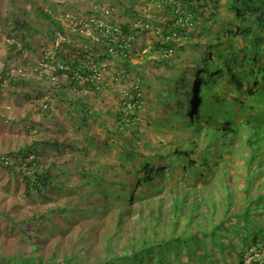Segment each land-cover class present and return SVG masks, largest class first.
<instances>
[{"label":"trees","instance_id":"obj_1","mask_svg":"<svg viewBox=\"0 0 264 264\" xmlns=\"http://www.w3.org/2000/svg\"><path fill=\"white\" fill-rule=\"evenodd\" d=\"M134 6V9L128 15H132L135 21L140 22L144 26V34L148 32L145 28V24L152 20L157 26L162 23L164 31L162 34L153 32L151 35L155 39H159L161 35H164L166 41L160 43L157 49L152 53L155 55L153 58H147L142 63V68L138 71V79L140 85H147L148 82L143 75L144 71H147L158 83L164 86V91L160 92V95L164 99L173 98L176 109L167 113L165 118L170 121L176 120L175 128L166 126L164 129L168 136L166 137L165 144H159L158 148L153 149L152 143H145L143 146L148 153L140 152V142L143 138V132L139 129L144 127L145 130H151V125L145 122V113L139 108L133 107L130 116L124 120L122 111H118V116H112V109L107 108L105 113L106 119H114L120 126L128 127L129 138L127 143L119 146V152L116 151L115 158L118 162H121L120 169L126 170L128 164H132L136 169L133 170L135 174L125 184L123 178L125 175L123 172L116 173L112 180V185H124L128 187V190L124 191L125 209L121 212L117 218L115 228H112V232H108L110 239L113 236H119L121 227L131 219L132 210H134V201L139 197L135 195L137 193L136 188L140 187L143 183L151 187L155 179L160 181L169 182L170 179H175L174 169L171 167L174 160L180 163V170H184L188 174H194L200 170L199 174L194 180H207L206 184L202 188L195 186V189L171 187L168 196L172 198V207L168 214L172 216L170 220L173 232L177 231V228L181 225V220L189 221V229L183 232L180 230L181 240L183 245H190V241L195 245L198 233H204L206 227L203 225L206 223L205 210L209 214L213 215L212 224L207 231L216 233L218 225H222L225 218L222 214L231 210V204L235 196L231 193L230 182L227 185H216L221 176H225L229 169L226 167L229 165V161L232 155L237 157L245 164L246 177L245 183L252 184L254 179H258L259 175L264 173V99H257L261 92H264V0H233V4L228 1L226 5L227 12L234 11V14L240 26L237 27L233 35L242 36L249 41L251 49L244 47H234L231 44H209L206 48L200 49V45L194 44L192 47L196 50L193 52V60L190 57L183 55L184 46L178 44H170V39L175 35L177 36L181 29L185 28L184 24H179L178 19L181 17L179 11L184 4L179 0L178 2L183 5L179 6L178 2H170L169 0H130ZM38 14L50 18L49 13L39 8ZM164 17L171 21L164 22ZM183 21V19H182ZM234 22H231L233 24ZM173 24L176 26L175 30L169 29L168 26ZM22 28L25 30V34L20 37L9 38L4 44L7 46L9 54L20 50H28L31 48V42L28 39V35L31 33H38L28 23H22ZM5 38L13 35L4 32ZM230 36V34H227ZM223 49V50H222ZM18 53L20 51H17ZM171 53V54H170ZM143 70V71H142ZM228 78V83L225 87L218 84V76H224ZM193 75V77L191 76ZM10 75L8 72L2 71L0 74V82L8 79ZM194 81V86H191L190 97L185 96L186 93L182 92L185 83L188 80ZM210 84H213L216 88L215 92L211 93ZM236 91H242L249 95L247 100H240L237 98L235 102L230 103V99L219 96L220 93H226V89ZM0 86V91L3 90ZM162 89V86H160ZM212 95L210 98L209 96ZM183 96V100H188L189 104L184 105L187 113H184V108L180 102V97ZM226 99V100H225ZM255 99L253 108L247 111L248 106ZM238 101V104L237 102ZM142 102L141 98L136 99V105ZM84 107V106H83ZM80 113L77 114L78 124L84 122L90 115V112L82 111L83 108H79ZM192 113V114H191ZM190 116V117H189ZM173 119V120H172ZM195 120V123L192 121ZM141 121H144L141 122ZM106 121H99V117H94V124L98 125L102 131H106ZM127 124V125H126ZM189 131L188 137L185 139V144L193 131H199L200 133L209 135L218 147L211 146L210 150L206 153L203 151H185L183 152L179 148V145H183V142L178 143L176 138L181 134L184 127ZM80 127V124H79ZM87 137L90 135H86ZM93 138V137H92ZM97 141L95 145H90L88 142L84 144L82 154L89 153L94 149L99 148V144L103 143L100 137H96ZM112 139V138H111ZM113 140V139H112ZM114 142H116L114 140ZM206 143V142H205ZM52 145L53 143L50 142ZM106 146H111L109 140L104 143ZM209 147V143H206ZM35 145L33 153L40 157L42 150L41 146H38L37 142H33ZM161 145H167L168 149L166 154L160 153L162 149ZM104 148V145H102ZM21 148V147H20ZM214 148L223 150V155H215ZM22 149V148H21ZM20 152V151H19ZM18 152V153H19ZM224 154L228 157L225 158ZM11 155V153H10ZM207 155V157H203ZM30 152L27 151L23 155L16 156L10 160L9 163H5V158L0 159L2 165L7 167L10 165L24 164L28 166L29 171L33 173L35 170L29 162ZM101 156V155H100ZM99 155H95V161L90 162L92 166H96L100 163ZM210 156V157H209ZM140 158L141 162H137ZM10 159V158H9ZM98 161V163H97ZM38 162L37 159L32 160V163ZM221 162L224 163L220 167ZM106 164L104 166H108ZM217 165V166H216ZM167 169L169 172H163ZM19 171L22 168H18ZM102 170V169H100ZM205 170L208 174H201ZM259 170L260 172H257ZM16 171V170H14ZM45 171V170H44ZM51 172L47 169L43 175L38 174L36 171V178L33 180L32 176L25 175L26 188L34 187V189H40V185L51 186L52 183L49 180L47 172ZM88 171V170H87ZM104 171V170H102ZM215 171L213 176L210 172ZM84 173V172H83ZM99 173V172H98ZM132 173V172H131ZM225 174V175H224ZM99 175V174H98ZM96 175V176H98ZM53 176H51L52 178ZM43 181V182H42ZM89 181L94 183L104 182L106 178L88 176ZM216 182V183H215ZM101 184V183H99ZM51 188V187H50ZM248 190L247 187H243ZM194 191V192H193ZM103 196L104 193L100 191H94L90 193ZM158 194V193H157ZM197 194V197H196ZM161 196L159 194L157 197ZM190 196H194V199L189 202ZM47 197V196H43ZM255 204V203H254ZM68 205L62 208L53 209L54 212H63L67 210ZM97 211V203L94 206H88L84 210V214H94ZM111 207L103 208V213L111 212ZM242 210L238 213H233L228 219L235 217L237 214L241 215ZM149 221L147 224H142L144 230L143 235L136 234V226L133 225L131 229H125L126 233H132L130 236L133 242L136 244L129 246V248H122L118 253V259H129L132 263H142L143 256L148 255L153 250L161 256L158 252L159 247L164 243H168V246L174 247L177 245L179 238L172 237L169 241L165 236L161 235L159 225L167 218V214L159 207L157 212L148 210ZM248 210H244V218L248 215ZM50 219V218H49ZM200 219H202L200 222ZM104 220V219H102ZM218 221V222H217ZM143 223V220L141 221ZM149 227H147V225ZM116 229V230H115ZM149 230L153 231V236H148ZM202 235V234H201ZM213 239H216L215 237ZM253 240H257V237ZM108 242L106 241L105 247L108 248ZM11 258V259H10ZM0 264H59L57 262L45 261L40 256L30 255H14L5 256L0 260ZM68 264V262L66 263Z\"/></svg>","mask_w":264,"mask_h":264},{"label":"rangeland","instance_id":"obj_2","mask_svg":"<svg viewBox=\"0 0 264 264\" xmlns=\"http://www.w3.org/2000/svg\"><path fill=\"white\" fill-rule=\"evenodd\" d=\"M100 1L104 3L105 0H0V37H2V33L6 31L7 34L10 33L13 35L12 37L9 36L8 39L13 37L19 38L20 34L15 32L17 29L13 31V28H17V25L15 26L17 22L19 24L25 22L39 32V34H37L38 37H41L44 41H48L49 38H51L52 30L55 28L53 17L48 18L44 15L41 16V14H38L39 8L50 13L51 15L49 16L62 11L79 13L96 3H101ZM218 1L222 4L224 3L223 0ZM221 12H223L222 9ZM216 27H219V25L217 24ZM13 32L16 34H13ZM44 33H46V36ZM200 33L203 35V38L208 36L203 30H200ZM31 40L32 43L38 42L34 37H32ZM1 41V43H3L4 40ZM129 73H131V71ZM131 75L135 76L134 71ZM146 80L149 84L148 86L152 87V89L148 88L146 94L147 113L149 110V119L146 123L151 125V130H145L142 127L140 130V132H143V138L139 150L144 153H148L143 146L145 143H152L153 149L158 148V146H160L159 144L166 143L168 134L164 128L167 123H170L171 128H175L176 125H179L175 123V121H168L165 118L163 106L159 102L162 96L155 92L158 90V85L155 81L149 79L148 76ZM3 84L4 89L0 91L2 101H7L9 104L13 103L14 101L9 100L8 94L11 93L13 96V92L20 89L22 91L19 92V94L23 93L24 97L20 96L19 98L22 101L27 99L28 102H25L30 103L31 107L23 102L15 108V111H18L19 108L24 109L20 111V115L23 117H20L18 113L14 112L6 114L8 117L7 121L4 120L5 118H2L3 121L0 123V156H5L9 161H12L14 157L20 154L23 155L29 151V162L33 166L35 172L29 171L28 166H24V164H16L15 166L10 165L7 167L0 163V260L7 255L12 257L19 253H24V257L36 255L42 257V259H46L47 256L56 250L58 245H62V248L66 250L67 253L70 248L75 246H79L80 248H84V251H88V243L85 240L76 239L78 228L85 230L91 228L93 225H100L101 232H110L111 225L109 219L107 223H97L98 219L96 215L91 213L86 215L82 213V210L86 209L88 206H94L95 203L98 205L101 204L102 208H106V206L109 208L112 205V203L106 204L102 202L101 198L104 199V196H93L88 198L90 188V186L87 185L88 176L91 175V178L94 176L97 178L104 176L106 181H108L113 179L117 172H123L125 178H123L122 182L125 184L129 181L130 177L132 178L135 175L133 173L134 167L128 165L127 170H121L119 167L121 162H117L115 159L108 162L109 156L105 153L107 152L104 150L105 148L102 147L107 141V136L106 133L104 134L105 136H103V134H98L99 130L97 127L94 129L90 128L91 130L89 129L87 131V135L90 136L85 139L82 130L76 128V123L70 124L66 122L67 124L62 129V132H59L56 126L55 116H44L46 118L48 117L47 120H43V117L41 120L34 117L33 114L35 115V112H37L38 104L45 100H43L44 96L43 98L40 97L38 100V98L35 99V97L28 93L31 90V84L28 80H18V77H12L10 74ZM115 85H113L111 89H108L109 92L106 93L107 95L104 93L99 94V99H101V103L104 106H110L111 103L116 105L117 102L115 101L117 100L118 94L117 96L115 94L118 90H114ZM188 92H190V90ZM46 96L47 102L53 104L54 107L58 104L59 106L61 105V101H55L57 97L54 92L52 96ZM260 98L262 100L264 99V92H261L257 99ZM254 103L255 99H252L247 111L253 108ZM64 104L67 105V103ZM80 104H82L81 98L75 97L73 107L71 108L74 115L77 114ZM255 104L258 105V103ZM59 106H57V110L60 108ZM98 106L102 107L101 104H95L93 107H95L94 109L101 110ZM88 107L91 106L89 105ZM63 111L64 107L60 108L58 118L61 116V112L62 114L65 113L63 116L64 118H68L67 115L70 114H66V111L63 113ZM70 116V120H72L73 115ZM82 127L85 126L83 125ZM189 134V131L184 127L181 134L176 138L177 145L183 142V145L180 146L183 152L190 150L194 152L203 151L206 153L207 150L211 149V146L216 145L214 144L215 141L209 135L203 134V132L200 133L196 130L192 132V136L189 137L185 144V139ZM96 137H100L103 142L99 144V148L89 153H80L84 145L83 141L86 140L88 144L95 145L97 141ZM33 142H37L38 146L42 147L40 157H37L33 153L35 147V145H32ZM50 142L53 144L51 145ZM60 142H62V144H60ZM205 142L210 144L209 147ZM161 146L162 149H160L159 152L166 154L168 146ZM215 147H218V145ZM214 149L215 155H223V150L218 148ZM101 153H104L100 158L102 164L108 163L111 166L110 168L103 166V169L107 171L94 168L87 162L89 160L90 162L95 161V155L100 156ZM203 157L206 158L207 155ZM224 157L227 158L228 155L224 154ZM34 159H37L38 162L32 163ZM220 165V167H222L224 163L221 162ZM171 167L178 170L180 163L174 160ZM18 168H22V170L19 171ZM226 168L229 169V171L226 175L224 174L225 176H221L216 185H227L228 182H230L231 193L235 198L232 201L231 210L224 213L223 216L228 218L233 213H238L242 210V217L236 215L230 218L229 221L222 223V225L225 226L219 229L220 233L216 236L221 242H216L215 245L214 239L212 242L210 237H207V239L198 237L195 246L191 245L192 241H190L189 246L183 245L180 238L177 245L170 248L169 255L166 258L168 261L167 264H237L236 261L239 262L242 259L240 255H243L248 247L250 237L260 234V237L264 238V173L260 174L258 179H254L252 184L245 183V164L234 155L231 156L229 165ZM47 169L51 171L47 172L49 180L52 183L50 186L51 188L49 186L45 187L42 183L40 185L41 190L39 188L34 189V187L26 188L25 175L32 176L34 181H39L35 176L36 171L38 174L44 175ZM162 171L169 172L167 169ZM204 172L205 170H203V173ZM257 172L260 171L257 170ZM198 174L197 172L194 173L193 177L196 178ZM214 174L215 171L210 172L211 176ZM174 175L177 178L169 183L166 181H157L156 183L170 187L177 184L179 186L193 185L194 187L197 186L198 188H202V186L208 182V179L193 181L190 176H185L181 179V172H174ZM51 176L53 177L51 178ZM106 181H104L101 186H103ZM91 183L95 184L94 181H91ZM126 187L127 186L123 185L119 189L112 188L111 190L120 194L122 188L126 189ZM243 187H247L248 190H245ZM74 190L76 191L74 192ZM141 192L142 187H140L139 194ZM105 195L108 194L105 193ZM43 196L47 197L45 198ZM123 197L124 195L120 199H116V203L120 205V201ZM190 198L194 199V197ZM65 205H68L67 210L57 213L53 211V209L62 208ZM244 210H248L249 212L245 218L243 217ZM135 212L136 210H132V213ZM204 214L206 223L203 225H206L207 229L212 227L213 215L209 214L206 210ZM117 218L118 215H116L115 222ZM168 218H171V216L169 215ZM201 220L202 219H200V222H202ZM73 221L75 222L74 225L71 224ZM181 224L184 227L182 228L179 226L174 236H179L180 230H185L187 226H190V220L185 221L182 219ZM162 230L167 231L169 229H167L166 226H162ZM88 235L89 234H84L83 236L85 238V236ZM206 245L209 248L208 250L205 249ZM165 250L167 251V248ZM57 252L60 253L61 249H58ZM210 252H215L214 258L209 256ZM188 257H191L192 261L188 260ZM135 264L140 263L136 262Z\"/></svg>","mask_w":264,"mask_h":264},{"label":"clouds","instance_id":"obj_3","mask_svg":"<svg viewBox=\"0 0 264 264\" xmlns=\"http://www.w3.org/2000/svg\"><path fill=\"white\" fill-rule=\"evenodd\" d=\"M107 1V0H106ZM96 3L93 6L87 8L86 10H82L79 13H68L66 11L57 12L55 15L52 14L53 21L55 28L52 30L51 38H49L48 41H44L41 37H38V33H31L28 35V39L31 42V38L34 37V39L38 42L32 43L31 48L28 50H22L20 47L19 53L17 51L13 52L16 55L23 56L24 52H27L30 57H26L28 60H30L31 64L26 65L25 67L17 66L13 67L11 69H7L6 71L8 74L12 75V77H18V80L23 81H34V82H40L43 85H40L41 88L44 90V95L41 96L45 101H42L40 104H38L37 112H35L34 117H36L38 120H47L48 117L55 116L56 119V126L58 127V124H60V117L58 118L57 114V106H53V104H50L47 102L46 95L52 96V93L54 92L56 94L57 99L61 101V98H59V91L61 93L62 90L65 91V88H69V92H64V96L66 100H68L67 105L63 106L64 111H66V114L73 115V121L72 123H76V128L79 130H82V134L85 136L84 138H87L88 130L90 128L97 127L99 130L100 135L106 133L107 139L111 143V146L104 145V150L106 154L109 156V161H113V159L116 160L115 155L116 151L119 152V146L124 145L127 143V139L129 138V131L128 126L130 124H126L127 126H120L117 122L114 121V119H106V109L110 108L112 109V116H118V111H122L124 120L126 121V118L130 116V113L133 110V107L139 108L143 113H145V122L149 119V110L147 113V102H146V94L148 92V88L152 89L150 86L140 85V81L138 79V71L142 68V63L145 59H149L150 57L153 58L155 55L152 53L154 50L157 49L158 45L160 43H164L166 37L164 35H161L159 39H155L152 37V33L155 32L157 34H162L164 31V26L162 23L155 26L154 22L152 20L148 21L145 24V28L148 29V32L144 34V26L140 22H137L134 20L132 15H130V20L124 21L121 20V17L119 15L120 5L122 3L128 2L130 0H112L110 3ZM170 2H178L179 0H169ZM182 3L178 2L179 6L183 5L185 7H182L179 11L181 17L178 19L179 24H184L185 28L181 29V31L178 33L177 36H173L170 39V44H178L179 46H184L183 49L184 53L183 55L186 57H190V60H193V52L196 50L192 46L194 44L200 45V49L206 48L209 44H231L234 45V47H244L251 49V46L249 44V41L242 37V36H236L233 35L237 27L240 26V22L236 18L234 11L227 12L226 5L229 1L231 5L233 4V0H223L224 3H220L218 0H180ZM129 4L132 5L131 10L134 9V6L132 2L130 1ZM199 4V6H198ZM221 9L223 12H221ZM99 12V13H98ZM49 15H51L49 13ZM72 17H76L77 20H85L88 19V17H96L98 18L104 25H109L111 28L109 30H113L114 35L117 37V44L114 48V52H110L111 48V38L114 36L111 34H108L106 37L105 42L100 41H94V39L87 35L88 30H94L96 31L99 29L98 26H86L82 25L79 21H75L72 19ZM183 19V21H182ZM164 22L171 21L169 19H166L164 17ZM231 22H234L231 24ZM25 23V22H24ZM219 25V27H216V25ZM17 28H13V31L17 29L15 32H18L20 35L25 34V30L22 28V23H16ZM169 29L175 30V25L170 24L168 26ZM200 30H203L208 36L206 38H203V35L200 33ZM4 31V30H3ZM5 32V31H4ZM4 32L2 33V37H0V44H4L6 41H9L8 38H5ZM13 32V34H16ZM42 33V32H41ZM10 34V33H8ZM46 36V33H44ZM61 34L65 40L60 42L58 45L57 43V35ZM227 34H230V36H227ZM12 35V34H10ZM77 40L78 43H82V41H85V46L82 50H78L75 57H67L63 56L65 54V48L69 44H71L74 40ZM4 40L3 43H1ZM39 44H45V45H39ZM48 44V45H47ZM51 44V47L49 46ZM240 44V45H239ZM223 50V49H222ZM189 53V54H188ZM171 54V53H170ZM30 58V59H29ZM115 60L116 63L112 64V67L117 68V72H114V68L111 70V61ZM63 65L67 66L71 73L74 72H82L88 77H92L93 70L98 71V74L100 75L99 78L95 79L94 82H80L77 80H66L61 75V70L57 69L56 66ZM55 68V71H53V74H56L57 81L55 84L52 83V81L49 79V76H41L39 72L41 70H49V72H52V69L50 67ZM135 73L134 75H131L133 71ZM131 71V73H129ZM143 71V70H142ZM49 73V74H50ZM1 74V72H0ZM143 75L145 78L147 76L152 81H155L157 83V91H155L157 94L160 95V92L164 89V86L157 82L156 79H154L153 76H151L147 71L143 72ZM193 77V75H191ZM6 80V79H5ZM2 81L0 82V86L3 88L4 84ZM218 84L222 87H225L228 83V78L224 74V76H218L217 78ZM125 83V84H123ZM116 84V85H115ZM148 84V83H147ZM194 81L188 80V83L186 82L183 89V92L186 93L185 96L190 97L189 94H191V86H194ZM114 86V90H118V92L115 94L117 96V100L115 102L116 105L112 104L110 106H104L101 103V99H99V94L108 93V89H111V87ZM149 85V84H148ZM160 86H162V89H160ZM190 90V92H188ZM210 90L213 95L216 88L213 84H210ZM66 94H68V97H66ZM210 95L209 98L212 96ZM161 96V95H160ZM219 96H223L230 99V103L235 102L237 98L242 100H247L249 95L247 93H242V91H236V89H231V91H228L226 89V93H220ZM80 97L82 100V104L79 105V108H83L82 111L90 112L91 115L86 120H91V123L86 122H80V127L77 120V114L76 117H74L73 111H71V108L74 104V98ZM39 100L40 97H35V99ZM141 98L143 103H140L139 105H136V99ZM226 100V99H225ZM27 101V99L25 100ZM28 102V101H27ZM160 104L163 106V112L167 113L169 115L170 111H173L176 109V106L174 104V99H164L163 97L159 99ZM180 102L182 103V107L184 108V105H188V100H183V96L180 97ZM238 104V101H236ZM56 103V102H55ZM61 104L62 101H61ZM85 104V105H84ZM95 104L99 105L101 110L94 109ZM91 107H88V106ZM84 106V107H83ZM87 106V108H85ZM60 107V106H59ZM78 108L77 111L80 112V109ZM184 113H187V110L184 108ZM6 113L4 110L0 109V123L3 121L2 118H5L4 120L7 121L8 117L6 116ZM192 114V113H191ZM166 115V114H165ZM44 116H48L47 118ZM98 116L99 121H106L105 123V129L106 131H102L101 128L94 124V117ZM170 117V115H169ZM190 117V116H189ZM173 120V119H172ZM171 121V119H170ZM176 122V120H174ZM144 123V121H141ZM195 123V120L192 121ZM127 123V121H126ZM151 123V121H150ZM45 124V123H44ZM85 127H82V126ZM166 126H170V123H167ZM64 128V127H63ZM63 128H57L59 132H62ZM144 129V127H142ZM91 130V129H90ZM141 128L139 129V131ZM113 140H112V139ZM114 140L116 142H114ZM86 140L83 141V144H86ZM62 144V142H60ZM141 144V142H140ZM84 146V145H83ZM181 145H179L180 148ZM2 149V148H1ZM83 150V148H82ZM80 150V153L82 152ZM140 151V150H139ZM104 153H101V156H103ZM99 157V160L101 158ZM5 158V163H9L8 158L5 156H0V159ZM117 161V160H116ZM118 162V161H117ZM137 162H141V159L138 158ZM108 163L102 164V160H100V163L97 164V168L103 169V166ZM112 165V164H111ZM120 165V164H119ZM132 166V164H128ZM127 165V166H128ZM96 168V166H92ZM104 167H111L110 165L104 166ZM113 167V166H112ZM134 167V166H132ZM180 168V167H179ZM136 168L134 167V170ZM127 170V167H126ZM107 171V170H104ZM174 172H181V179H183L185 176H190L193 181L194 177L193 174H188L184 170H175ZM200 170L197 171L199 173ZM120 173V172H118ZM167 173V172H166ZM207 173L206 171L201 174ZM174 174V173H173ZM208 174V173H207ZM175 176V175H174ZM177 177L175 176V179ZM117 178H113L111 180L106 181V183L102 185L103 182L95 183V184H88L90 186L89 188V194L94 191H100L104 193V199H102V202L112 203V211L103 213V208L101 207V204H97V211L94 212L93 215H96L97 217V223L103 224L107 223L108 219L110 220L111 229L110 232H112V228H115V218L116 215L119 216L121 212L125 209V199L124 197L120 201V205L116 203V199H120L124 195V191L128 190V187L126 189L122 188V192L120 194H117L116 192L112 191V188L119 189L123 185H112V180H116ZM174 179H170L169 182L173 181ZM157 181H160L158 179H155L153 182V185L149 187L146 184H142L140 187H142V192L139 194L140 187L136 188L137 193L135 195H139V197L134 201V210H136L135 213L131 214V219L127 223L121 227L119 236H113L112 239H110L111 235H108V232H101L100 225H93L91 228L82 229L78 228V232L76 233V239H82L85 240L88 243L89 249L88 251H84V248H80L79 246H75L73 248H70L69 252L67 253L66 250L62 248V245H58L56 250L61 249V252H57L56 250L51 253L49 256H47L46 259L43 258L45 261H52L57 262L59 264H134L129 259H118L117 255L120 252L122 248H129V246L133 245L135 242L130 239L132 236V233H126L125 229H131L133 225L136 223V234L143 235V226L142 224H147V221H149V213L148 210H152L154 212H157V209L160 207L164 213H166L168 216V212L170 208L172 207V198L168 196L170 191V186L160 185L156 183ZM167 182V183H169ZM156 184V185H154ZM145 185V186H143ZM101 187V188H100ZM172 187H178V188H187V189H195V187L192 186H179L175 184ZM76 190H74L75 192ZM194 192V191H193ZM108 194V195H105ZM158 193V194H157ZM159 194L161 196L157 197ZM93 196H98L95 194L89 195L88 198H91ZM125 196V195H124ZM194 197V196H190ZM197 197V194H196ZM193 198L189 199V202L192 201ZM80 207V206H78ZM87 209V208H86ZM84 209V210H86ZM84 210H82L84 212ZM82 212V213H83ZM224 214V213H223ZM222 214V215H223ZM88 215V213H87ZM239 215V214H237ZM167 218L162 221L159 225V230L161 235L165 236L166 240L169 241L170 238H181V235L174 236L175 232H173V228L171 227L170 220L171 218ZM229 218V217H228ZM224 219V222L229 221L230 219ZM104 219V220H102ZM143 220V223L141 221ZM72 225L75 224V222H71ZM79 224V223H77ZM150 224L147 225L149 227ZM162 226H166L167 231L162 230ZM207 227L206 225H204ZM225 225H218V229L216 233L208 232L207 228L204 233L201 235L198 233L197 238L201 237L206 238L210 237L213 242V238L218 236V233H220L221 227ZM180 227H184L182 224ZM172 228V229H171ZM186 229H189V226L186 227ZM185 229V230H186ZM116 230V229H115ZM183 230V232H185ZM84 234H89L88 236H85ZM223 235V234H221ZM148 236H153V231L149 230ZM257 237V240H253ZM196 238V239H197ZM106 241L108 242V248L105 247ZM214 245L217 242H221L220 239H214ZM139 244V243H136ZM197 244V241L195 245ZM251 244V245H250ZM168 243H164L161 247H159L158 252L161 254L159 256L156 253V250L151 251L148 253V255L143 256V261L140 264H167V256L169 255L170 248L172 246H168ZM191 245H194L191 243ZM194 245V246H195ZM167 248V251L165 250ZM206 250H208V246L205 247ZM24 253H19V255H23ZM236 254V252H235ZM30 256V255H29ZM210 257H215V252H210ZM242 259L237 264H264V238L260 237V234H257L253 237H250L249 244L247 249L244 251ZM42 258V257H41ZM188 260H191V257H188ZM206 263V262H205Z\"/></svg>","mask_w":264,"mask_h":264},{"label":"crops","instance_id":"obj_4","mask_svg":"<svg viewBox=\"0 0 264 264\" xmlns=\"http://www.w3.org/2000/svg\"><path fill=\"white\" fill-rule=\"evenodd\" d=\"M111 1L112 0H107L106 3H110ZM129 2L130 1L122 3L121 5H120V3L118 4V6L121 8L119 11V15L121 17V20H124V21L130 20V16L128 15V13H131L133 10H131L132 5L129 4ZM83 43H85V41H82V43H78V41L75 39L71 44L66 46L65 51H64L65 54H63V56L64 57L65 56L75 57L78 50L79 49L82 50L84 48L85 44H83ZM39 45H45V44H39ZM49 46L51 47V44H49ZM23 54H24L23 56L16 55L15 53L9 54L6 44H0V72L5 71L7 69H11L13 67L22 66V65H23V67H25L26 65L31 64L30 60H28L26 58V57H30L29 54L27 52H24ZM110 61H111V70H112L114 68V67H112V64L116 63V61L115 60H110ZM114 72H117V68H114ZM29 83L31 84V90L28 93H30L33 97H41L42 95H44L45 92H44L43 88L39 87L40 85H43L42 83L34 82V81H29ZM21 91L22 90H20V89L15 90L13 93L14 94L16 93V94L15 95L13 94V96L11 93L8 94L9 100L14 101L11 104H9V102H7V101L6 102L2 101L1 96H0V109L4 110L6 113L11 114V113L16 112L20 115V111H22L21 109H23V108H19V110L17 109L18 111H15V108L17 105L22 104L24 102L26 105H29L31 107L30 103L22 101L19 98L20 96L24 97L23 93L19 94V92H21ZM62 91H63L62 93H61V91H59V95H60L59 98H61V101L63 103L60 105V108L65 106L64 103L68 101V100H66V98L64 96V92L66 93V92H69L70 90H69V88L66 87L65 91L64 90H62ZM66 97H68V94H66ZM57 104H58V102H57ZM60 108H58L57 114L60 113ZM85 108H87V106H85ZM71 111H72V109H71ZM63 113H64V111H63ZM77 113H80V112L77 111ZM64 115H65V113L62 114V112H61V116L59 114L60 119H62V120H60V124H58L59 128H63L67 124L66 122H69L71 124L73 119H75L72 117L73 119L70 120V117H71L70 115H67L68 118H64L63 117ZM20 117H23V116L20 115ZM74 117H76V115H74ZM86 122L91 123V120H86Z\"/></svg>","mask_w":264,"mask_h":264},{"label":"built area","instance_id":"obj_5","mask_svg":"<svg viewBox=\"0 0 264 264\" xmlns=\"http://www.w3.org/2000/svg\"><path fill=\"white\" fill-rule=\"evenodd\" d=\"M73 20L75 21H79L82 25H86V26H98L99 29H97L96 31L94 30H88L86 33L87 35L91 36L94 41H100V42H105L106 40V37L108 36V34H111L113 35L114 37L111 38V48H110V52H114V48L116 46H118L117 44V37L114 35V32L113 30H109L111 27L107 24V25H104L98 18L96 17H88V19H85V20H77L76 17H72ZM65 38L61 35V34H58L57 35V45L64 41ZM50 69H52V72L50 73L49 70H41L39 72L40 74V77L41 76H49V79L52 81L53 84L56 83L57 81V77H56V74H53V71H55V68L54 66L53 67H50ZM57 69H60L61 70V75L63 76L64 79L66 80H77V81H80V82H94L95 79L99 78V74H98V71L96 70H93V75L92 77H88L86 76L84 73L82 72H74V73H71L70 70L68 69L67 66H63V65H59V66H56V70ZM50 73V74H49Z\"/></svg>","mask_w":264,"mask_h":264}]
</instances>
